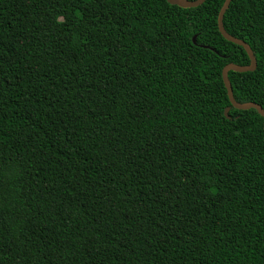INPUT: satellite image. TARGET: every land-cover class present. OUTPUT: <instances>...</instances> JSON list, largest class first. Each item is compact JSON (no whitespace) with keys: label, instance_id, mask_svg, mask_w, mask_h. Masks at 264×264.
Masks as SVG:
<instances>
[{"label":"trees","instance_id":"1","mask_svg":"<svg viewBox=\"0 0 264 264\" xmlns=\"http://www.w3.org/2000/svg\"><path fill=\"white\" fill-rule=\"evenodd\" d=\"M224 3L0 0V264H264V118L230 102L251 61ZM224 28L264 109V0Z\"/></svg>","mask_w":264,"mask_h":264},{"label":"water","instance_id":"2","mask_svg":"<svg viewBox=\"0 0 264 264\" xmlns=\"http://www.w3.org/2000/svg\"><path fill=\"white\" fill-rule=\"evenodd\" d=\"M167 1L172 5H177V6L182 7V8H197L201 5H203L207 0H197L194 2H192L190 0H167ZM231 2H232V0H225V3L223 5V7L219 13V17H218V28H219L221 35L227 41L244 48V50L246 51V53L248 54V56L250 58L251 63L249 66H238V65H234V64L227 65L223 70V81H224L225 87L227 89L230 102L235 109L244 110V111L250 110V109H255L264 118V109L261 106H259L258 104H255V103L240 104L234 98L232 86H231L229 76H228L229 72H231V71H234L237 73L254 72L257 68V60L254 56L253 51L251 50L250 46L247 43L231 36L224 28V16H225L226 12L228 11ZM193 41H194V43L196 42V37H194ZM228 111L229 110H227L225 112V115H226V117L229 118V115H228L229 112Z\"/></svg>","mask_w":264,"mask_h":264}]
</instances>
